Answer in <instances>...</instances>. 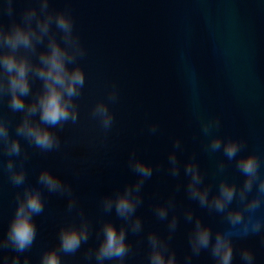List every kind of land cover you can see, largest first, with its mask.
<instances>
[{
	"label": "water",
	"instance_id": "1",
	"mask_svg": "<svg viewBox=\"0 0 264 264\" xmlns=\"http://www.w3.org/2000/svg\"><path fill=\"white\" fill-rule=\"evenodd\" d=\"M26 6L27 0H17V19ZM50 8L71 10L87 50L80 61L86 74L85 87L77 101L80 120L77 125L68 124L58 130L62 142L59 151L42 153L23 139L21 144L29 154L26 183L42 187L37 184L39 173L44 169L52 171L71 185L79 208L92 224L89 242L75 255L62 254L63 264H85L84 253L98 245L96 232L105 220H112L118 227L124 223L114 210L110 215L103 213L100 200L135 182L137 177L128 164L133 152L158 170L144 185V202L137 209L143 232L128 234L133 253L126 264H148L149 233L167 236V221L159 220L153 209L171 196L176 206L170 210L169 219L174 214L179 216L171 247L182 264L190 253L188 234L193 227L184 220L186 209L211 225L213 234L228 227L221 214L209 212L188 198L183 166L195 155L205 173V184L212 185L213 193L225 177L238 185L245 179L235 161L228 162L223 174H217V162H227V158L222 151H205L208 137L201 132L200 118L218 117L221 127L216 134L243 140L246 147L238 156L256 153L262 160L264 175V0H51ZM4 19L9 20L7 16ZM39 85L35 81L33 91ZM113 85L119 90V100L110 105L115 124L105 140L90 113L96 102L106 99ZM0 111L11 119L10 131L15 136L22 114L12 113L6 99ZM153 124L159 125L155 135L149 131ZM176 139L182 144L177 151L181 165L178 178L167 174L168 156ZM7 160L0 151V161L6 164ZM18 191L22 188L12 186L7 173L0 171V236L7 233ZM42 191L45 210L34 217L36 241L20 254L21 264L25 257L30 264H39L44 251L58 246L61 226L79 223L76 213L67 211L66 196ZM232 207L241 205L233 201ZM256 215H264V209ZM235 245L233 264H240L241 247L253 249L256 264H264L261 236L236 239ZM15 255L11 249L0 251V264L2 257ZM193 264L214 261L209 253L202 252L193 258Z\"/></svg>",
	"mask_w": 264,
	"mask_h": 264
},
{
	"label": "clouds",
	"instance_id": "2",
	"mask_svg": "<svg viewBox=\"0 0 264 264\" xmlns=\"http://www.w3.org/2000/svg\"><path fill=\"white\" fill-rule=\"evenodd\" d=\"M17 0L0 2V104L7 100V107L12 113H21V119L12 135L11 119L0 111V151L7 155L6 164L0 161V171L8 175L10 184L22 191L16 193V208L9 222L6 235L0 236V251L11 249L14 257H2L3 264H21L20 254L32 248L37 237V224L34 217L45 210L46 201L42 191L59 194L68 199V213L75 212L79 223L72 222L61 226L57 247L47 249L41 255L39 264H63V255H75L89 242L93 234L90 220L78 206V199L73 195L70 184L48 169L42 170L33 187L26 183L25 163L29 154L24 150L21 139L42 153L59 151L62 147L58 130L68 124L77 125L80 120L78 99L86 83V74L80 61L87 55L70 9L55 10L50 8L51 0H27L19 19L15 16ZM9 20L6 22L4 17ZM39 81V87L33 91V83ZM30 97V99H28ZM119 100V90L113 85L106 99L99 100L91 109V119L107 139L115 124V114L110 105ZM221 120L200 118V129L208 141L205 151L221 152L227 158L217 162V174H223L228 162L235 161L236 169L245 179L238 185L226 177L221 179L215 193L212 185L205 184V173L200 169L195 155L183 166V174L188 178L185 191L188 198L198 202L201 208L219 213L228 227L218 229L213 234L212 226L195 216L191 209L184 211V220L193 227L188 234L190 253L182 264H193V258L202 252L211 256L214 264H233L236 257V239L249 236H261L264 241V215L257 216L258 210L264 209V175L261 174L262 160L256 153L239 155L246 143L243 140L217 135ZM150 133L155 135L159 125L153 124ZM182 147L176 139L173 150L168 156L167 174L178 178L181 165L177 151ZM18 158V160H17ZM129 168L137 179L122 190L105 195L100 200L103 213L110 215L113 210L124 223L119 227L112 220H105L96 232V247L87 248L84 253L85 264H126L133 253L128 234L139 235L143 232L142 218L137 209L143 204V188L151 179L154 166L137 157L133 152L129 156ZM180 185H177L179 190ZM238 201L241 207H232ZM175 197L166 203L156 204L154 214L161 221H167V236L151 232L147 236L149 253L148 264H181L177 259L171 241L179 225V216L174 214L169 219L170 210L175 209ZM239 226V227H238ZM240 264H256L253 249L241 247ZM23 264H30L25 257Z\"/></svg>",
	"mask_w": 264,
	"mask_h": 264
}]
</instances>
